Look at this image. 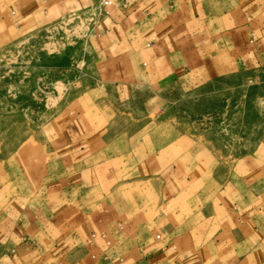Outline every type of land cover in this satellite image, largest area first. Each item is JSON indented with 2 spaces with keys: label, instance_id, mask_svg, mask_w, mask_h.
I'll return each mask as SVG.
<instances>
[{
  "label": "crops",
  "instance_id": "crops-1",
  "mask_svg": "<svg viewBox=\"0 0 264 264\" xmlns=\"http://www.w3.org/2000/svg\"><path fill=\"white\" fill-rule=\"evenodd\" d=\"M109 1L0 0V21L94 9L118 90L142 82L162 99L175 80L200 86L264 63V0ZM138 133L67 118L47 140L27 220L0 224V264H264V158L207 161L183 135L138 154ZM143 187L158 192L151 228L134 211Z\"/></svg>",
  "mask_w": 264,
  "mask_h": 264
},
{
  "label": "rangeland",
  "instance_id": "rangeland-1",
  "mask_svg": "<svg viewBox=\"0 0 264 264\" xmlns=\"http://www.w3.org/2000/svg\"><path fill=\"white\" fill-rule=\"evenodd\" d=\"M98 15L60 9L23 27L0 21V224L27 220L47 140L71 116L139 132L132 142L138 154L183 135L182 145L196 144L207 161L264 158V63L200 86L175 80L169 99L142 82L121 91ZM144 188L134 211L151 228L158 192ZM0 258H9L1 246Z\"/></svg>",
  "mask_w": 264,
  "mask_h": 264
},
{
  "label": "built area",
  "instance_id": "built-area-1",
  "mask_svg": "<svg viewBox=\"0 0 264 264\" xmlns=\"http://www.w3.org/2000/svg\"><path fill=\"white\" fill-rule=\"evenodd\" d=\"M101 3L108 4V3H110V1L109 0H101Z\"/></svg>",
  "mask_w": 264,
  "mask_h": 264
}]
</instances>
